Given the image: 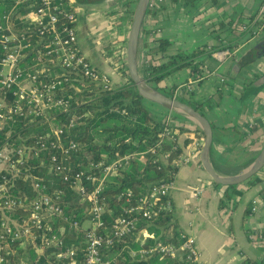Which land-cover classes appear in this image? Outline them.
I'll list each match as a JSON object with an SVG mask.
<instances>
[{
	"label": "trees",
	"instance_id": "trees-1",
	"mask_svg": "<svg viewBox=\"0 0 264 264\" xmlns=\"http://www.w3.org/2000/svg\"><path fill=\"white\" fill-rule=\"evenodd\" d=\"M59 1L67 8L70 6L69 0ZM76 1L78 4H92L100 0ZM193 1L195 0H190V2ZM13 8L16 10L12 12L11 20L15 30L26 34L24 45H27L28 48L23 50L25 55L23 65L31 66L37 62L38 50L41 47H38L40 40L34 25L26 18L31 11L29 5H17L16 0H0V25H6L3 16L11 13ZM134 9L135 7L131 11L132 17ZM156 10L158 8L155 10L148 9L146 18L154 15ZM221 28H224L223 24ZM4 32L0 31V36ZM142 34L145 35L143 47L146 50L149 46L148 43L154 41V39L152 41L147 39L152 36L153 32L142 30ZM250 37H253L252 32H250ZM157 42L160 56L158 59H151L148 68H140L142 75L150 85L164 95L187 103L203 113L202 104L192 99L184 101L176 97L177 86L172 83L171 76L183 69L190 71L192 81H200L215 74L216 71L208 68L205 63V60L211 57V53L206 52L207 46L199 47L190 53L178 51L176 54H169L170 42L167 39H159ZM232 48L226 46L220 50L230 49L233 52L235 48ZM212 50L216 51L213 47ZM3 55L4 52L0 45V58ZM252 62H254V59L247 55L239 61L238 65L244 68ZM120 71L126 79L125 84L107 91L81 75L71 76L72 80L67 84L66 92L63 93L64 98L70 99L71 108L66 113H60L53 123L63 127L73 121V127H67L62 139L65 142H76L79 149L63 164L68 170L83 171L86 175L95 177L96 180L87 183L88 191H92L103 179V166L118 160L123 162L122 167L105 181L101 193L105 225L100 229V233L104 235L111 234L114 226L124 217L136 218V229L127 236L118 239L113 248L106 250L105 254L108 259H115V264H190L186 260L183 251H179L173 257L160 253L154 254L145 260L133 257L131 250L137 251L141 246L148 247L157 241L180 248L183 241L181 238L183 232L179 231L174 223L173 212L166 210L154 211L151 219H144L141 215L129 213L128 209L138 204L140 198L148 192L151 185L175 180L174 174H177L178 168L173 165V162L184 154L183 148L179 144L182 135L193 130L197 135L195 139H204V134L197 126H194L193 129L191 121L175 112H170L161 106L163 112L160 114L150 110L145 104L149 101L138 93L129 77L126 61ZM48 72L53 75L64 74L60 68H54ZM223 78L232 79L233 77L231 78L228 73ZM39 80L44 81L46 78L40 76ZM0 96H3L1 86ZM11 100L10 102H12ZM49 130L47 123L40 120L30 123L29 118L14 117L12 120L0 125V148L5 144H10L16 148L23 146L38 148L37 135L46 134ZM193 142V139H186L184 144L188 147ZM152 149L156 151L154 154L150 151ZM54 152L49 148L35 155V150H33L28 161H25V165L21 167L23 172H21L20 177L10 183L13 186L9 191L11 196L21 197L27 205L30 204L37 197L30 176L34 177L33 179H40L42 184L47 186L46 193L52 194L55 191L64 190L66 194L61 205L64 208L65 215L69 217L70 222L77 221L80 223V228L71 229L69 223L60 220L57 227L62 230L58 234L63 237L66 247H73L77 250L76 264H84V250L87 247V241L85 238L86 231L82 225L90 218L91 203L88 199H83L72 191L68 184L62 181L61 174L51 168L50 157ZM165 154L169 155L167 163H164L161 159ZM60 159L62 160L61 155ZM101 163L102 166H97ZM26 169L29 171L28 173H26ZM4 175L9 177L7 174L0 175V184L3 182ZM253 179L258 180L257 176ZM49 181H53V183ZM255 181L251 183L254 184ZM234 189L235 186L229 187L225 196L228 197ZM128 193H131L130 203L126 202L125 195ZM165 203L166 198H161L154 205L159 207L160 204L164 205ZM221 204H224V201H221ZM28 211L29 209L25 208L9 213L0 208V223L4 215L18 218L19 216H26ZM144 230H152L155 239L142 244L140 236ZM8 247L11 249V254L6 257L5 264H72L69 260L60 262L55 257H51L50 253L53 249L45 247L40 241L31 248H25L19 242ZM8 247L7 251L9 250Z\"/></svg>",
	"mask_w": 264,
	"mask_h": 264
},
{
	"label": "crops",
	"instance_id": "crops-1",
	"mask_svg": "<svg viewBox=\"0 0 264 264\" xmlns=\"http://www.w3.org/2000/svg\"><path fill=\"white\" fill-rule=\"evenodd\" d=\"M134 1L100 0L78 4L79 46L94 66L110 76L114 88L123 86L126 79L117 75L116 62L108 58L114 54V49L115 56L124 52ZM261 2L164 0L156 13L144 20L143 30L152 31L154 39L146 50L143 47L145 35L141 33L140 36L139 68L143 56L150 60L159 58V39L170 42L169 54L190 53L204 45L216 50L226 46L235 48V52L222 62L212 56L205 60L208 68L216 71L206 79L192 81L187 69L171 76L172 83L177 86L175 93L202 104L203 114L213 127L210 163L221 176L244 171L257 159L263 147L264 85L259 79L264 75V55H259L244 68L238 64L251 47L264 39V34L251 38L249 31L234 28V25H249ZM110 37L116 39L115 45L108 42ZM235 65L240 71L231 76ZM228 73L233 78L220 84V79ZM194 126L192 123L193 129ZM196 136L192 130L180 137L179 144L185 155L191 153L199 140ZM186 139H193V144L186 147ZM256 176L257 181L253 179ZM256 176L235 186L226 197L229 187L212 181L202 166L200 153L178 169L171 191L174 223L179 231L196 239L203 264L264 263V168ZM253 181L256 183H251ZM254 201L257 202L255 212L252 211ZM253 235H262V238L253 239ZM153 239L152 230L141 233L142 244Z\"/></svg>",
	"mask_w": 264,
	"mask_h": 264
},
{
	"label": "built area",
	"instance_id": "built-area-1",
	"mask_svg": "<svg viewBox=\"0 0 264 264\" xmlns=\"http://www.w3.org/2000/svg\"><path fill=\"white\" fill-rule=\"evenodd\" d=\"M163 2L164 0H151L148 9L155 10ZM75 3L76 0H69L70 6L67 8L59 0H16L17 5H29L31 11L26 18L34 25L40 40L38 44V47H41L38 50L39 57L37 62L31 66L23 65L25 56L23 50L28 46L24 45L25 32H17L11 20L15 8L11 13L3 16L6 25H0V31H5L0 36V45L4 52L3 57L0 58V86L3 92V96H0V125L14 117H24L29 118L30 123L38 120L47 123L50 129L46 134L37 135L38 148L26 146L16 148L10 144H5L0 148V175L7 174L9 176L4 175L3 182L0 184V208L9 213L25 208L29 209L26 216L12 218L9 215H4L1 220L0 264H5L6 257L11 254V249L8 246L19 242L25 248H31L38 241L45 247L53 249L50 253L51 257H55L60 262L69 260L72 264H76L77 250L65 246L63 237L58 234L62 229L57 227L58 221L61 220L64 223H69L71 229L80 228V223L77 221L70 222L61 205L66 192L58 190L52 194L46 193L47 186L42 184L40 179H33L34 177L30 176L34 190L37 192V197L30 204L27 205L21 197H13L10 194L9 190L13 186L10 183L20 177L23 172L21 167L25 165V161H28L33 150H35V155L49 148L54 150L55 152L50 157L52 164L50 167L61 174L62 181L68 184L72 191L83 199H88L91 203L90 218L82 225L86 231L87 241V247L84 250V264H115V259L106 257V250L113 248L118 239L127 236L136 229V218L124 217L114 226L111 234L100 233V229L105 225L101 193L108 177L122 167V160L103 166V179L92 191H88L87 183L96 180L95 177L86 175L83 171L68 170L63 164L73 153L78 152L79 146L74 141L65 142L62 139L67 127H73V121L63 127L55 125L53 121L60 113H66L71 108L70 99L64 98L63 93L66 92L67 84L72 80L73 75H81L97 83L105 91L114 89L110 76L94 66L78 46L77 10L79 6ZM234 28L239 31L252 32L253 37L261 33L264 34V0L249 25H234ZM147 39L152 41L153 38ZM206 51L210 52L212 58L219 62L224 61L235 52L232 53L230 49L213 51L211 47H207ZM116 57L115 62L118 61L120 64L118 69L124 66L125 61L127 64L126 47L123 54ZM140 62V66L145 69L151 64V60L147 56H143ZM54 68H60L64 74L53 75L48 72ZM40 76H44L46 80L40 81ZM224 81V78L220 79L221 83ZM203 145V138L196 140L191 153L189 155L182 154L178 160L173 162V165L179 169L189 164L199 155ZM150 151L153 154L156 152L154 149ZM161 159L167 163L169 155L165 154ZM97 166H102V163ZM25 171L29 172L27 169ZM175 176L176 174H174V178ZM49 182L53 183V181ZM173 188L174 181L158 182L151 185L138 204L128 209L129 213L141 215L144 219H151L154 211L173 212L171 201ZM201 193L202 191H199V194ZM125 197L126 202L130 203L131 193ZM161 198H166V203L155 207L154 203ZM256 204L257 202L254 201L253 212L257 210ZM86 222H89L90 225L84 227ZM181 238L183 241L180 248L157 241L148 247L141 246L137 251L131 250V254L133 257L145 260L158 253L173 257L179 251H183L190 264H203L196 239L188 233H182ZM252 238H262V235H253Z\"/></svg>",
	"mask_w": 264,
	"mask_h": 264
},
{
	"label": "water",
	"instance_id": "water-1",
	"mask_svg": "<svg viewBox=\"0 0 264 264\" xmlns=\"http://www.w3.org/2000/svg\"><path fill=\"white\" fill-rule=\"evenodd\" d=\"M151 0H137L132 23L126 42V60L128 73L131 81L134 83L138 93L147 101L159 105L170 112H175L187 120L194 123L204 134V145L200 152V160L204 170L208 173L213 182L225 188L237 186L247 182L264 168V141L261 153L257 159L244 171L232 176H221L217 174L211 166L209 154L213 142V127L208 118L200 111L194 109L189 104L175 98L168 97L150 85L142 75L139 68V44L140 36L143 30V23L148 14V7ZM264 47V39H263ZM264 55V52L262 53ZM240 68L235 65L231 72L233 76L239 72ZM264 85V75L259 79Z\"/></svg>",
	"mask_w": 264,
	"mask_h": 264
},
{
	"label": "rangeland",
	"instance_id": "rangeland-1",
	"mask_svg": "<svg viewBox=\"0 0 264 264\" xmlns=\"http://www.w3.org/2000/svg\"><path fill=\"white\" fill-rule=\"evenodd\" d=\"M136 3H137V2L134 3V7L136 6ZM75 4L77 5L78 2L76 1ZM79 8H80V7H79ZM108 38H109V37H108ZM110 39H111V37H110ZM112 39H113V38H112ZM112 39H111V40H112ZM101 40H102V39H101ZM101 40H100V41H101ZM111 40L108 41V42L110 43V45H111V46H112V45H115V43H116V39H114V40H112V41H111ZM110 41H111V42H110ZM100 43H101V42H99V45H100ZM197 48H199V47H197ZM232 49H233V48H232ZM116 54H117V52H116L115 49H114V54H113V55H110L108 59L111 60V61H115V59H116V56H115V55H116ZM119 67H120V64H118V61H117V62H116V66H115V70H117V71H116L117 75H121V71H120V69H118ZM225 81H226V80H225ZM225 81H224L223 83H225ZM223 83L220 82V84H223ZM112 84H113V83H112ZM176 97H178L179 99H182V100H184V101L187 100L186 98L183 97V95H182L181 93H180L179 95L177 94ZM145 104H146V106H147L150 110L153 109V110L155 111L156 114H159L158 112L163 110L160 106L155 105V104H151L150 102H145ZM89 225H90V223H89V222H86L85 225H84V227H87V226H89Z\"/></svg>",
	"mask_w": 264,
	"mask_h": 264
},
{
	"label": "flooded vegetation",
	"instance_id": "flooded-vegetation-1",
	"mask_svg": "<svg viewBox=\"0 0 264 264\" xmlns=\"http://www.w3.org/2000/svg\"><path fill=\"white\" fill-rule=\"evenodd\" d=\"M263 40H261L259 43L255 44L253 47H251L247 51V55L251 57L252 59L257 58L259 55H261L264 52V47H263Z\"/></svg>",
	"mask_w": 264,
	"mask_h": 264
}]
</instances>
